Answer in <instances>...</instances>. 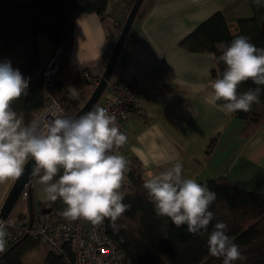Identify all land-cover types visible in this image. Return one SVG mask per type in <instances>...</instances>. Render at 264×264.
Wrapping results in <instances>:
<instances>
[{
    "label": "crops",
    "instance_id": "crops-1",
    "mask_svg": "<svg viewBox=\"0 0 264 264\" xmlns=\"http://www.w3.org/2000/svg\"><path fill=\"white\" fill-rule=\"evenodd\" d=\"M133 1L108 0L105 22L96 14L80 13L75 18L67 64L56 79L62 84L61 96L77 111L94 89L76 75L104 73L114 48L112 40L128 17L125 7ZM217 13L228 24L250 18V0H159L143 20L135 21L111 79L120 85L139 82L140 105L146 111L144 115L132 113L126 122L125 156L140 162L145 180L149 173L157 174L169 162L180 160L184 178L201 184L226 177L245 193L264 194V125L246 138L244 121L205 103L204 97L212 91L210 83L216 79L215 55L180 47ZM38 40L45 65L56 46L44 35ZM107 95L106 89L100 106ZM15 182L0 186V210ZM35 188L38 203H49L36 178L33 194ZM47 255L40 245L22 260L24 264H45Z\"/></svg>",
    "mask_w": 264,
    "mask_h": 264
},
{
    "label": "clouds",
    "instance_id": "clouds-1",
    "mask_svg": "<svg viewBox=\"0 0 264 264\" xmlns=\"http://www.w3.org/2000/svg\"><path fill=\"white\" fill-rule=\"evenodd\" d=\"M264 7V0H252ZM218 57L226 68L210 83L212 89L204 102L219 107L226 116L248 112L260 103L264 86V48L247 36L234 38ZM251 80L256 87L244 93L238 89ZM30 78L10 61L0 62V186L18 180L31 163V178H39L44 199L60 200L65 206L59 214L68 222L84 220L100 225L107 218L114 229L117 220L129 209L121 191L127 160L120 154L127 136L121 132L114 115L99 104L79 116L61 115L55 108L45 116L25 123L13 104L27 93ZM218 101H224L218 105ZM144 181L148 200L157 218L169 219L177 228L187 225L193 235L208 233L215 214L210 206L216 194L194 178H184L183 162H169ZM11 220L0 219V252L7 244ZM227 225L217 222L207 238L208 253L223 258L222 264L243 259L239 245L226 234Z\"/></svg>",
    "mask_w": 264,
    "mask_h": 264
},
{
    "label": "trees",
    "instance_id": "trees-1",
    "mask_svg": "<svg viewBox=\"0 0 264 264\" xmlns=\"http://www.w3.org/2000/svg\"><path fill=\"white\" fill-rule=\"evenodd\" d=\"M157 1L145 0L136 22L143 20ZM134 2L125 7L128 14ZM107 4L108 0H0V62L10 61L13 68L30 78L27 93L13 104L14 110L23 115L25 123L32 121L45 106V71L39 36H46L55 46L67 44L70 49L77 15L96 14L105 22ZM250 8L252 17L232 24H228L221 13L215 14L184 39L180 47L195 53H213L217 64L213 77L217 78L226 68L218 60L221 49L230 45L237 36H247L256 47L264 48V7L257 8L250 0ZM118 36L112 40L113 47ZM76 76L83 79L81 73ZM256 87L249 80L242 83L238 91L244 93ZM259 87L262 89L260 103L253 104L248 112L237 111L234 114L245 122L243 133L246 138L264 125V86ZM55 92L58 98L63 99L62 84L58 81L55 82ZM217 103L222 105L224 101ZM77 112L74 109V115ZM131 162L121 189L123 203L130 207L117 220L118 229H114L106 218L109 236L120 245L131 264H222L223 258L210 256L207 248L208 234L217 222L227 225L226 234L239 245L244 257L234 264H264V194L245 193L226 177L201 183L216 194V200L209 209L215 216L208 233L193 235L188 232L187 225L177 228L169 219L156 217L154 205L148 200L143 186L145 179L141 164L135 158ZM27 203L28 212L32 206L33 214L47 207L54 211L65 207L58 200L35 207L32 189ZM23 216L21 213L18 220ZM38 246L30 238L22 239L0 253V264H24V255ZM45 264L62 262L48 253Z\"/></svg>",
    "mask_w": 264,
    "mask_h": 264
},
{
    "label": "built area",
    "instance_id": "built-area-1",
    "mask_svg": "<svg viewBox=\"0 0 264 264\" xmlns=\"http://www.w3.org/2000/svg\"><path fill=\"white\" fill-rule=\"evenodd\" d=\"M68 57L69 49L64 44H59L56 46L53 56L45 64V106L34 119L45 116L55 108L62 109L60 114L63 116L71 118L75 116L71 104L58 98L55 92V82L57 80L55 76L60 73L58 71H61L62 67L66 66ZM85 78L84 80L90 83L93 89L101 81V78L96 80L89 75H85ZM168 89V87H165V90ZM107 91L108 95L102 107L106 108L110 115L116 117L121 132L127 136L126 122L130 115L132 113L138 115L146 113L139 100L142 95L141 85L139 82L131 85L114 84L110 85ZM126 146L127 142L120 149V154L127 160L128 171L132 166V162L130 158L125 156ZM127 171L123 182L126 181ZM28 198L29 192L26 189L21 199L26 202ZM59 212L53 209L50 214L38 211L33 216L32 225L30 224L31 218L29 215H24L21 220L14 217L15 220L11 217L4 219L0 213V219L11 220V224L7 227L8 236L5 250L22 239L30 238L43 246L48 253L59 258L62 264H131L120 245L109 236L106 219L100 225H92L82 219L68 222Z\"/></svg>",
    "mask_w": 264,
    "mask_h": 264
},
{
    "label": "water",
    "instance_id": "water-1",
    "mask_svg": "<svg viewBox=\"0 0 264 264\" xmlns=\"http://www.w3.org/2000/svg\"><path fill=\"white\" fill-rule=\"evenodd\" d=\"M144 2H145V0H135L134 4L132 6V9L130 10V12L128 14L126 22L122 28V31H121V33H120V35L116 41V44L112 50L108 64L106 65V67L104 69V73H103V76L101 78L100 84L93 90L91 97L89 98V100L85 104V106H83L73 118H78L79 116H81L84 113L91 110L94 105H97L100 102L101 98L103 97V95L106 91L108 82L111 81V79H112V76H113L115 68L118 64L120 55L122 53V50H123V47H124L125 42L127 40V37L129 35V32H130L131 28L133 27V25L136 21L137 15H138L141 7L143 6ZM31 168H32L31 163L26 165L25 172L23 173V175L18 180H16L13 188L11 189L5 204L3 205V207L0 210L1 217H3L4 219H7L8 217H10L12 215L15 207L17 206V204L19 203V201L21 199L23 192L26 189L28 190L29 193L31 192L32 183L35 180V178L33 179L30 177ZM30 200H31V198H30ZM30 203H31V201H30ZM51 212H52L51 208L42 209V213H44V214H50ZM32 223H33V211L31 208L30 224L32 225Z\"/></svg>",
    "mask_w": 264,
    "mask_h": 264
},
{
    "label": "rangeland",
    "instance_id": "rangeland-1",
    "mask_svg": "<svg viewBox=\"0 0 264 264\" xmlns=\"http://www.w3.org/2000/svg\"><path fill=\"white\" fill-rule=\"evenodd\" d=\"M119 35H120V33H119ZM65 47H67V44L65 45ZM44 67H45V65H44ZM38 200H39V198H38L37 190L35 188V191H34V194H33V201H34L35 207H38L39 206ZM20 212H23V213L25 212V214L27 212V214L29 215L28 208L26 207V205H25V203L23 201H19V203L17 204V206L15 208V211L13 213L17 219H18V214Z\"/></svg>",
    "mask_w": 264,
    "mask_h": 264
},
{
    "label": "bare ground",
    "instance_id": "bare-ground-1",
    "mask_svg": "<svg viewBox=\"0 0 264 264\" xmlns=\"http://www.w3.org/2000/svg\"><path fill=\"white\" fill-rule=\"evenodd\" d=\"M122 31V30H121ZM121 33V32H120ZM65 49V48H64ZM64 68V67H63ZM63 68H61V70L63 69ZM58 72H60V71H58ZM85 75H89L91 78H93V79H96V80H100V78H102V76H103V74H99V75H92V74H90V73H88V72H84L83 73V79L85 78ZM86 79V78H85ZM87 82V81H86ZM90 84V83H89ZM114 84H116V83H113V82H111V81H109L108 82V85H107V90H109V88H110V85H114ZM116 85H120V84H116ZM91 86V85H90ZM97 87V86H96ZM20 200H22V199H20ZM33 216H34V214H33ZM11 218H14L12 215L10 216ZM30 218H31V216H30ZM15 219V218H14ZM16 220V219H15Z\"/></svg>",
    "mask_w": 264,
    "mask_h": 264
}]
</instances>
